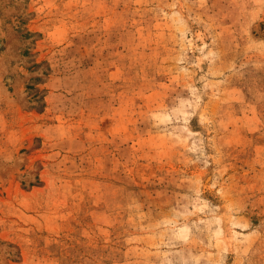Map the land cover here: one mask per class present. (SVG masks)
<instances>
[{
    "label": "rangeland",
    "instance_id": "rangeland-1",
    "mask_svg": "<svg viewBox=\"0 0 264 264\" xmlns=\"http://www.w3.org/2000/svg\"><path fill=\"white\" fill-rule=\"evenodd\" d=\"M0 264H264V0H0Z\"/></svg>",
    "mask_w": 264,
    "mask_h": 264
}]
</instances>
